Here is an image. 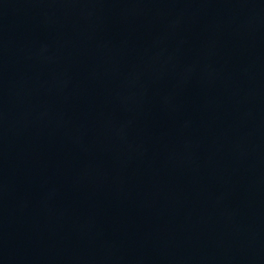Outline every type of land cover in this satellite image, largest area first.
Wrapping results in <instances>:
<instances>
[{"label": "water", "instance_id": "water-1", "mask_svg": "<svg viewBox=\"0 0 264 264\" xmlns=\"http://www.w3.org/2000/svg\"><path fill=\"white\" fill-rule=\"evenodd\" d=\"M0 264H264V0H0Z\"/></svg>", "mask_w": 264, "mask_h": 264}]
</instances>
